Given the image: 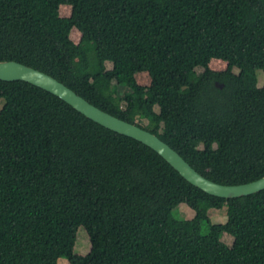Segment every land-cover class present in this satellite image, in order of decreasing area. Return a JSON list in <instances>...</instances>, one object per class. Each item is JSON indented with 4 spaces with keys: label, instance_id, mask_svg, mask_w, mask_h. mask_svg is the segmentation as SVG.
I'll list each match as a JSON object with an SVG mask.
<instances>
[{
    "label": "trees",
    "instance_id": "16d2710c",
    "mask_svg": "<svg viewBox=\"0 0 264 264\" xmlns=\"http://www.w3.org/2000/svg\"><path fill=\"white\" fill-rule=\"evenodd\" d=\"M215 58L228 68L212 69ZM3 60L46 71L155 132L215 181L264 176V0H0ZM143 71L149 86L137 81ZM184 203L194 217L178 215ZM214 208H226V222H212ZM81 226L86 254L75 252ZM61 257L264 264V189L210 194L142 141L42 87L0 79V264Z\"/></svg>",
    "mask_w": 264,
    "mask_h": 264
},
{
    "label": "water",
    "instance_id": "95a60500",
    "mask_svg": "<svg viewBox=\"0 0 264 264\" xmlns=\"http://www.w3.org/2000/svg\"><path fill=\"white\" fill-rule=\"evenodd\" d=\"M0 79L27 81L58 95L96 122L152 147L187 180L210 194L232 198L249 195L264 189V176L250 182L238 184L221 183L207 177L155 132L97 106L65 82L39 68L17 60H3L0 61Z\"/></svg>",
    "mask_w": 264,
    "mask_h": 264
},
{
    "label": "rangeland",
    "instance_id": "374dc122",
    "mask_svg": "<svg viewBox=\"0 0 264 264\" xmlns=\"http://www.w3.org/2000/svg\"><path fill=\"white\" fill-rule=\"evenodd\" d=\"M60 13L62 16H65V17L70 16L72 14V6L62 5L60 8ZM71 37L76 43H79L82 37V33L79 31L78 28L75 27L73 28L71 32ZM107 65L109 68L113 66L112 62L110 61L107 62ZM228 65L229 63L227 60L220 59V58H215L210 63L211 68L217 71L226 70L228 68ZM198 70L201 71L202 68H199ZM235 71L239 72L240 69L238 67H235ZM136 77H137L138 83L142 86H149L151 84V81H152L151 76L146 71L137 73ZM258 80H259L258 81L259 85L264 86V70L262 69L258 70ZM210 212H211L210 217H211L212 222L221 223V222L227 221L228 216H227L226 208H223V209L214 208ZM178 215L181 218H192L195 216V210L184 203L180 205L179 210H178ZM203 229L204 231H206L207 229L206 223L203 225ZM223 239L227 243L232 244L234 241V236L229 233H225L223 236ZM91 248H92V243H91L90 235L88 231L86 230V228L84 226H81L78 230V236H77V241L75 245V252L86 254L91 250ZM58 264H72V263L67 258L61 257L58 260Z\"/></svg>",
    "mask_w": 264,
    "mask_h": 264
}]
</instances>
